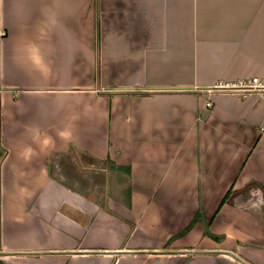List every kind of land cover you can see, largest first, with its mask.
I'll use <instances>...</instances> for the list:
<instances>
[{
  "label": "crops",
  "instance_id": "obj_1",
  "mask_svg": "<svg viewBox=\"0 0 264 264\" xmlns=\"http://www.w3.org/2000/svg\"><path fill=\"white\" fill-rule=\"evenodd\" d=\"M254 77L264 0H0V264H264Z\"/></svg>",
  "mask_w": 264,
  "mask_h": 264
},
{
  "label": "rangeland",
  "instance_id": "obj_2",
  "mask_svg": "<svg viewBox=\"0 0 264 264\" xmlns=\"http://www.w3.org/2000/svg\"><path fill=\"white\" fill-rule=\"evenodd\" d=\"M99 166H94L92 162L86 161L81 153L71 152L70 156L54 157L52 160V172L60 181L77 185L84 189L87 186V191L94 193L95 198L104 199L105 189L104 183L106 180L105 173H96ZM110 180H107L108 182ZM109 183V182H108ZM113 182H110V187Z\"/></svg>",
  "mask_w": 264,
  "mask_h": 264
},
{
  "label": "built area",
  "instance_id": "obj_3",
  "mask_svg": "<svg viewBox=\"0 0 264 264\" xmlns=\"http://www.w3.org/2000/svg\"><path fill=\"white\" fill-rule=\"evenodd\" d=\"M215 90H224L228 94L234 95H244L247 96H256L258 98H264V81L260 78L254 77L248 80L241 81L238 85L228 86L220 84V86H216L212 90H209L208 93H212ZM207 106L210 107L211 103H207Z\"/></svg>",
  "mask_w": 264,
  "mask_h": 264
},
{
  "label": "trees",
  "instance_id": "obj_4",
  "mask_svg": "<svg viewBox=\"0 0 264 264\" xmlns=\"http://www.w3.org/2000/svg\"><path fill=\"white\" fill-rule=\"evenodd\" d=\"M3 159H4V154L1 153V154H0V162H2ZM108 162H109V161H108ZM109 163H111V162H109ZM197 218H198V217L195 218V221H197ZM195 221H194V222H195ZM188 229H190V228H188Z\"/></svg>",
  "mask_w": 264,
  "mask_h": 264
}]
</instances>
